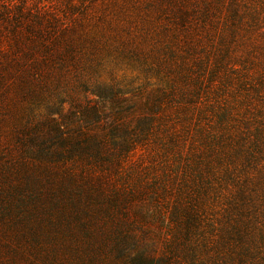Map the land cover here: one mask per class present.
<instances>
[{
  "label": "rangeland",
  "instance_id": "374dc122",
  "mask_svg": "<svg viewBox=\"0 0 264 264\" xmlns=\"http://www.w3.org/2000/svg\"><path fill=\"white\" fill-rule=\"evenodd\" d=\"M208 1L212 6L205 14L204 0H0V264H90L92 253L97 255L92 264H129L139 251L160 255L167 250L175 225L166 206L169 202L172 206L180 195L190 202L179 184L183 170L189 167L186 159L191 157V141L194 146L201 143L198 133L191 136L215 117L209 111L206 119L198 118L202 107L191 108L193 115L177 109L176 99L160 96L161 86L167 80L176 81L180 91L190 85V79H203L180 68L192 62L185 51L189 43L197 47L194 62L217 43L223 50L226 45L219 40L226 35L232 40L233 53L251 60L249 76L254 82L261 74L260 61H264V0ZM236 3L238 15L233 16ZM21 6L56 15L61 27L68 30L72 54L52 57L42 41L15 47L11 16L1 9ZM186 10L187 19L182 21ZM189 30L197 34L193 41H185ZM196 40L205 48H198ZM208 53L213 60L214 53ZM183 72H189L187 79L182 78ZM111 91L115 98L107 96ZM155 99L161 100L157 108L152 103ZM256 99V103H264ZM93 106L96 111L83 116L82 111ZM54 119L73 135L77 130L106 135L110 152L119 153L122 145L137 141L135 149L123 155L119 175L112 173L115 184L139 188L142 182L155 181L161 191L166 187V199L162 201L154 192L136 199L131 214L137 224L120 237L121 214L112 220L100 215L102 220L91 223L95 229L90 244L78 226L72 229L79 239L66 228L61 232L51 228L48 215L42 222L31 220L33 207L22 202L28 193L15 190L27 189V167L21 168L22 163L40 162L29 153L28 134L42 137ZM189 125L186 138L187 132L182 131ZM175 133L179 138L176 145L170 141ZM144 135L147 141L139 139ZM67 160L74 170L86 165L82 161L75 165L78 158ZM203 191L209 195L199 202L208 213L204 212L207 217L201 229L208 230L213 218L222 217L221 199L213 191ZM212 256L201 252L200 257Z\"/></svg>",
  "mask_w": 264,
  "mask_h": 264
},
{
  "label": "trees",
  "instance_id": "16d2710c",
  "mask_svg": "<svg viewBox=\"0 0 264 264\" xmlns=\"http://www.w3.org/2000/svg\"><path fill=\"white\" fill-rule=\"evenodd\" d=\"M204 6L207 14L212 4L204 0ZM1 10L11 16L15 47L28 43L37 45L42 41L52 57L72 54L73 45L66 37L68 30L61 27L56 15L27 11L25 6ZM187 13L188 10L183 13L182 21L187 19ZM236 14L237 3L233 16ZM252 18L257 20L255 15ZM188 32L185 41H193L196 32ZM219 41L226 45L223 50L218 43L207 50L214 53L213 60L205 50L201 58H194V63L197 47L194 44L190 46L191 43L186 47V54L192 56V62L184 63L180 68L188 69L195 77H202L201 81L190 79V85L180 91L176 81L167 80V85L161 86L160 96L167 100L176 99L180 104L177 109L190 111L196 106L202 107L198 110V118L206 119L211 111L215 121L207 127L200 126L191 136L198 133L201 143L194 146L191 141L193 149L188 154L191 157L186 159L189 167L183 170L179 184L190 202L180 195L172 206H169L170 202L166 206L175 225L170 232L172 237L167 243V250L160 255L147 249L139 251L129 264H185V261H188L186 264H264V103H256V98L264 102V61H260L261 74L254 82L249 76L251 60L235 55L230 46L232 40H228L226 35ZM196 45L205 48L201 40H196ZM206 72H209L207 76ZM188 73L183 72L182 78L187 79ZM112 92L107 96L115 98L116 93ZM203 97H207L204 103ZM160 102L159 99L152 100L155 108ZM150 107L154 109L151 104ZM242 107L244 113H241ZM95 111L96 106H93L82 112L83 116L89 117V113ZM50 122L51 128L43 138L38 134L32 135L33 132L28 134L29 153L40 162L28 166L26 162L22 163L21 168L27 167L24 176L27 189L22 186L15 190L18 194L28 193V197L22 196V202L33 207L31 220L42 222L48 215L51 228L57 232L66 228L68 234H75L78 239L80 233L84 238H90V244L95 229L91 223L102 220L103 216L115 219L120 213L118 231L122 230V233H117L120 237L131 233L130 229L137 224L131 214L136 199L152 192L162 201L166 199V187L161 191L162 188L157 187L154 180L148 185L142 182L139 188L115 184L112 173L119 175L123 155L134 150L137 141L122 145L119 153L110 152L106 135L81 130L73 135L72 130H64L57 120ZM182 132H187V138L190 125ZM175 135H170L174 145L179 139ZM146 136L139 139L147 141ZM114 143L118 144V141L114 140ZM76 158L75 165H79L78 161L86 164L80 171L74 170L67 160ZM110 164L113 165L111 168ZM203 189L215 192L221 199L222 217L213 218L208 230L203 226L201 229L207 215H204L206 209L203 210L199 202L209 195H205ZM100 215L103 216L99 218ZM74 226H78V234L72 229ZM106 247L110 248V245ZM201 252L205 255L211 252L214 256L203 259ZM96 259L97 255L92 253L90 264Z\"/></svg>",
  "mask_w": 264,
  "mask_h": 264
}]
</instances>
